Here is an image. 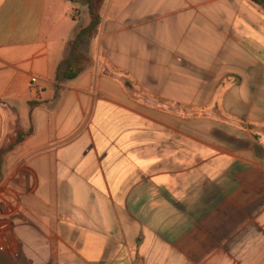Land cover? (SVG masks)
<instances>
[{
    "label": "crops",
    "instance_id": "obj_1",
    "mask_svg": "<svg viewBox=\"0 0 264 264\" xmlns=\"http://www.w3.org/2000/svg\"><path fill=\"white\" fill-rule=\"evenodd\" d=\"M262 1L0 0V264H264Z\"/></svg>",
    "mask_w": 264,
    "mask_h": 264
},
{
    "label": "trees",
    "instance_id": "obj_2",
    "mask_svg": "<svg viewBox=\"0 0 264 264\" xmlns=\"http://www.w3.org/2000/svg\"><path fill=\"white\" fill-rule=\"evenodd\" d=\"M104 0H82L87 8L89 21L87 25H77L74 38L66 45L65 54L56 71V82L63 84L76 79L91 64V59L86 51V46L98 36L101 24L100 10ZM261 5L262 0H250ZM75 19V17H73ZM76 20V19H75ZM34 103H31V108ZM14 137L5 141L0 147V182L2 180V167L8 152L20 144L24 138L32 133V128L24 131L17 123Z\"/></svg>",
    "mask_w": 264,
    "mask_h": 264
},
{
    "label": "rangeland",
    "instance_id": "obj_3",
    "mask_svg": "<svg viewBox=\"0 0 264 264\" xmlns=\"http://www.w3.org/2000/svg\"><path fill=\"white\" fill-rule=\"evenodd\" d=\"M81 3H83L82 0H81ZM74 17H75V19L77 20L78 24L82 26L83 24L80 22V19H79L80 16H79V14L75 12ZM15 130H16L15 127H12V133H11L10 135L7 136V138L5 139V141H9L11 138L14 137V132H15ZM5 141H4V142H5ZM4 142H3V144H4ZM5 143H6V142H5ZM4 145H5V144H4Z\"/></svg>",
    "mask_w": 264,
    "mask_h": 264
}]
</instances>
